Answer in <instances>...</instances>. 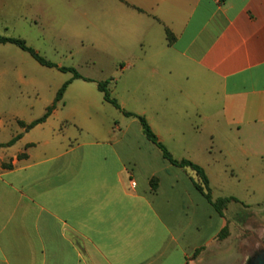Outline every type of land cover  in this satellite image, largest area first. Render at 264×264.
Wrapping results in <instances>:
<instances>
[{
	"label": "crops",
	"instance_id": "crops-1",
	"mask_svg": "<svg viewBox=\"0 0 264 264\" xmlns=\"http://www.w3.org/2000/svg\"><path fill=\"white\" fill-rule=\"evenodd\" d=\"M15 2L36 30L129 60L120 83L133 105L115 99L145 117L169 152L173 142L201 166L210 185L211 148L230 164L231 149L264 159V0H0V35L27 43L4 20ZM19 51L0 45L3 64L22 63L0 67V97L10 72L24 85ZM14 107L0 117V264H202L229 227L194 172L165 160L138 119L103 127L104 118L56 109L27 130L45 114L27 120ZM194 116L212 130H175ZM217 216L220 232L203 241Z\"/></svg>",
	"mask_w": 264,
	"mask_h": 264
},
{
	"label": "rangeland",
	"instance_id": "rangeland-1",
	"mask_svg": "<svg viewBox=\"0 0 264 264\" xmlns=\"http://www.w3.org/2000/svg\"><path fill=\"white\" fill-rule=\"evenodd\" d=\"M20 14V8L15 2L14 8L4 19L9 23V31L13 30L12 35L26 38L29 47L58 67L76 69L82 77L91 80H77L69 88L63 103L57 105L58 117L76 119L90 114L104 118L106 123H103V127H115L134 120L125 117L120 110L106 103L98 90L100 83L108 82L112 96L118 100L123 97L131 107L133 104L129 94L120 83L123 77L120 65L129 60L120 57L104 58L90 44L73 40L60 31L52 36L38 31L32 25L31 19L21 18ZM2 27L0 18V30ZM19 52L25 56L24 85L20 83L19 88L17 87L12 72L4 77L8 91L1 93L0 117L9 115L17 103L20 110L24 109L22 113L25 119L42 117L54 103L59 89L73 78V74L43 67L29 54ZM3 61L0 56V67H12L17 64L22 66L21 60L15 56L8 64H3ZM112 120L119 122L114 124ZM173 125L176 131L212 130V124L208 125L195 116L190 121L178 120ZM215 125L223 128L221 124ZM221 128L218 129L220 132L224 130ZM167 145L173 157L181 161L184 156L176 144L172 142ZM211 151L209 158L213 162L209 172L213 181L211 189L214 200L233 197L237 202H230L224 208L230 224L228 232L219 236L214 249L204 253L202 264H264V159L231 149L234 162L230 164L216 147L211 148ZM185 170L192 174L190 169ZM210 223L211 227L204 232L203 241L214 237L221 230L219 216Z\"/></svg>",
	"mask_w": 264,
	"mask_h": 264
},
{
	"label": "trees",
	"instance_id": "trees-1",
	"mask_svg": "<svg viewBox=\"0 0 264 264\" xmlns=\"http://www.w3.org/2000/svg\"><path fill=\"white\" fill-rule=\"evenodd\" d=\"M169 40L172 41V37L169 35ZM7 44H11L14 45L16 47H18L19 49H21L22 51L28 53L36 62H38L40 65L47 67V68H56L59 71L63 72V73H72L73 74V78L72 80L66 82L62 88L58 91L57 93V97L56 100L54 102V104L52 106H50L45 115L35 121L34 123H32L29 126H26L27 130H31L33 128H35L36 126L44 123L47 121V119L55 112V110L57 109V104L60 103L63 98L64 95L68 89V87L71 85V83L75 80H85V81H91L89 79H85L84 77H82L78 71L76 69L73 68H65V67H58L56 64L47 61L45 58H43L41 55H39L36 51H34L31 47H29L27 45V43L22 40V39H17V38H8V37H3L0 35V45H7ZM108 82L105 83H100L98 85V89L99 91L103 94L104 96V101L109 103L110 105H112L113 107H115L116 109L120 110L126 117H133L139 120L142 128H143V132L146 136V138L152 142L154 145H156L163 154V157L165 160H167L170 164H172L175 167L178 168H182V169H190L192 172H194L195 176H196V180L194 181V186L196 188L197 191H199L203 197L207 200V202L220 214L223 215L224 213V208L230 203V202H237V200L233 197L231 198H221L218 200H214L213 198V192L211 189V185H210V181L209 178L205 172V170L193 163L192 161L189 160H176L173 155L169 152V150L167 149V147L159 141L157 135L155 134V132L152 130L151 126L149 125L147 119L143 116H138L135 115L133 113L130 112H126L125 110L122 109V107L119 105L118 101L112 97L110 90L108 89ZM21 125H23L21 123ZM21 136L16 137L15 139H13L9 144H7L8 147L13 146L19 139ZM154 183V182H153ZM228 232V228H225L221 235L224 236L226 233Z\"/></svg>",
	"mask_w": 264,
	"mask_h": 264
},
{
	"label": "built area",
	"instance_id": "built-area-1",
	"mask_svg": "<svg viewBox=\"0 0 264 264\" xmlns=\"http://www.w3.org/2000/svg\"><path fill=\"white\" fill-rule=\"evenodd\" d=\"M136 185H137L136 182H135L134 180H131V187H132V188H135Z\"/></svg>",
	"mask_w": 264,
	"mask_h": 264
}]
</instances>
